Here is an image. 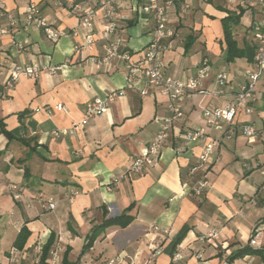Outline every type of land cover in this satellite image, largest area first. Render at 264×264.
I'll return each instance as SVG.
<instances>
[{"label": "crops", "instance_id": "obj_1", "mask_svg": "<svg viewBox=\"0 0 264 264\" xmlns=\"http://www.w3.org/2000/svg\"><path fill=\"white\" fill-rule=\"evenodd\" d=\"M141 1L115 0L118 35L125 48L136 53L133 59L142 56L152 29L151 20L143 21L131 10ZM209 1L189 0L187 12L178 7L177 14H167L176 36L165 41V74L184 81L196 73L205 57L211 69L200 88L179 103L183 118L170 130L160 158L145 172L127 175L126 167L156 135L160 119L167 113L166 98L153 87L146 86V95L124 89L127 69L114 61L93 64L92 58L103 55L98 42L74 53L85 30L68 8L56 7L53 0L40 1L43 18L64 33L50 41L38 25H22L25 0H4L19 24L11 33L0 35V60L10 65H49L56 71L40 73L36 79L22 77L11 88L5 85V76H0V121L12 136L0 134V264H39L42 248L51 236L52 248L60 249L61 260L66 253L77 264H106L112 258H118L119 264H143L153 249L159 252L152 264H173L175 255V264H264L260 255L232 258L247 246L264 249L261 97L249 104L250 113H236L233 136L216 146V161L207 169L197 168L204 146L220 140L229 128L227 123L206 128L202 111L232 103L246 73L254 69L253 59L227 62L220 38L218 47L209 48L217 59L211 61L203 47L197 48L201 56L195 57L198 52H192V46L201 39L197 21L213 3L226 5L222 0ZM103 24L97 13L96 37ZM3 26L5 22L0 21ZM72 30L78 31V39L71 37ZM187 39L192 44L185 50ZM221 71L228 79L218 85L215 77ZM258 88L260 91V85ZM111 91L117 97L105 113L92 117L73 134L53 136V131L80 123L86 103ZM58 104L63 106L61 111L56 109ZM241 123L254 124L253 139L241 135ZM194 130H203L206 138L188 142L185 133ZM203 177L208 181L206 191L193 195L191 189ZM11 183L24 187L26 197L21 202L12 199L7 189ZM72 190L78 194L70 196ZM37 192L56 201V208L42 211L30 200ZM122 213L133 216V221L124 228L103 229L83 251L95 226ZM22 227L30 236L23 249L16 250L13 242ZM212 229L218 236L207 241ZM252 237L255 246L249 244Z\"/></svg>", "mask_w": 264, "mask_h": 264}, {"label": "built area", "instance_id": "obj_2", "mask_svg": "<svg viewBox=\"0 0 264 264\" xmlns=\"http://www.w3.org/2000/svg\"><path fill=\"white\" fill-rule=\"evenodd\" d=\"M41 0H25L26 8L24 10L22 25L29 27L31 24H36L43 31L46 39L56 41L63 36V32L56 31L43 18L40 7ZM56 7L68 8L75 13L81 20V25L85 30L82 39L73 47V52L85 51L91 49L98 42L103 50V55L97 58H92L93 64L96 66L108 65L115 62L127 69L125 76L124 89L137 90L141 95H146L148 92L146 86L153 87L161 95L166 98V115L160 119L159 129L152 141L144 147L141 152L131 161L126 167L127 175H138L150 167L160 158L161 151L169 136L170 130L174 124L183 118V112L180 102L197 91L200 88L201 81L205 80L210 72L209 60L205 57L201 60L196 73L184 80H176L165 74V64L163 62V52L166 49L165 41H170L175 38L176 32L168 25L167 14L170 11L177 14V9L180 7L183 13L187 12L190 5L187 0H142L132 6V11L143 21L151 20L152 29L150 38L147 44L143 47L142 56L134 58L135 52L125 48L123 37L118 35L116 24L117 13L119 6L115 0H53ZM230 7L238 6L247 11L251 16L249 30L252 32V44L254 46L253 64L254 69L246 73L245 83L239 87L234 100L225 108L204 109L202 111V119L204 126L208 129H213L227 123L229 128L224 133L223 137L216 142L207 143L201 154L198 157L197 168L207 169L213 164L216 159L215 148L222 140H230L234 133V118L239 110L248 114L251 112L250 103H253L257 96L260 98L259 114L260 119L264 124V0H223ZM97 13H100L104 21L99 37L95 34V20ZM0 21H4L6 26L0 27V35H6L14 31L17 27L18 20L15 15L9 12L4 6V0H0ZM12 29V30H11ZM70 35L74 39H78L79 33L72 30ZM21 50V43L15 44ZM66 63H69L67 60ZM56 67L44 65L42 67L31 65H10L6 60H0V76H5V85L11 88L12 85L20 78L26 77L36 79L40 73H54ZM228 75L225 71L219 72L215 77V83L223 85L226 83ZM260 85V91L258 86ZM200 93H203L200 91ZM117 97L116 91H111L102 96H97L84 107L83 117L80 123H72L69 129L61 131H53L55 137L60 135L73 134L78 127L85 126L88 121L95 116L102 115L108 109L110 104ZM58 111L63 109L61 104L56 106ZM241 135L248 140H251L256 135V128L253 123H241L239 126ZM206 138L203 130L188 131L185 133V139L192 143L198 142ZM195 170V169H194ZM208 187V181L203 177L192 189L193 195L200 196ZM7 189L15 202H21L25 196V189L21 185L9 184ZM264 189V185H263ZM76 190L70 191V196L77 195ZM26 197V196H25ZM31 201L37 203L40 209L44 212L53 211L56 208L57 202L51 197H46L41 192H37L30 197ZM218 231L210 230L207 235L209 239H216ZM251 246L256 245L255 237L249 240ZM60 249L52 248L49 252V264H61L59 258ZM158 249H153L143 264H152L154 256L158 254ZM178 260L175 255L172 259L173 264ZM106 264H119L118 258H112Z\"/></svg>", "mask_w": 264, "mask_h": 264}, {"label": "trees", "instance_id": "obj_3", "mask_svg": "<svg viewBox=\"0 0 264 264\" xmlns=\"http://www.w3.org/2000/svg\"><path fill=\"white\" fill-rule=\"evenodd\" d=\"M209 2H211V0ZM235 8L239 9L240 11L239 15L230 16L228 12L220 8L225 13V16L221 19V23L223 24L224 42L226 44V49H227L226 60L227 62H231L235 58L245 57L247 58V60L251 62L253 59V54H254V46L248 47V45H246L243 48H238L235 45V42L232 41L231 39V31L229 29L230 25H233V24L236 25L237 23H239L241 16L243 12L245 11L244 9H241L238 6H235ZM191 44L192 43L188 42V39H187V43L184 44V49L188 50ZM0 134H3L7 138H12V136L3 128V123L1 121H0ZM127 210H130V209H127ZM132 221H133V216H131L130 214H126V213H122L115 217L104 219L102 223L99 224L98 226H95L92 229L90 235H88L87 243L84 245L83 251L87 250L90 247L91 243L99 236V234L103 231V229L110 227V226H118L120 228H124V227H127ZM29 236H30V233L28 229L26 227H22L13 242V248H15L16 250H22ZM252 236H254V232L252 233ZM52 246H53V237L51 236L42 248L39 264H49L48 262L50 258L49 252ZM263 251L264 249L262 248L253 249L247 246L243 249H240L235 254H233L232 258L233 259L239 258V257L242 258L246 255H260L261 258H264V256L262 255ZM61 264H77V263L69 261L65 253L61 260Z\"/></svg>", "mask_w": 264, "mask_h": 264}, {"label": "rangeland", "instance_id": "obj_4", "mask_svg": "<svg viewBox=\"0 0 264 264\" xmlns=\"http://www.w3.org/2000/svg\"><path fill=\"white\" fill-rule=\"evenodd\" d=\"M189 1V0H187ZM211 9H207V13L209 15L205 16L204 14H207L206 12L202 13L203 18H200L198 23V32H201V39L196 40L195 44L192 46V52H198V54H194L196 56H201V51L198 50V47H203L206 51L207 55L210 56L209 58L211 61H214L213 54H211V50L209 48L212 47V45H220L219 38L221 40V48L223 49V53L227 55V49L226 44L224 42V35H223V24L221 23V16L224 13L220 8L224 9L226 12L229 13L230 16L239 15L240 11L239 9L235 7L226 6L224 4H215L213 3L211 5ZM203 10V9H202ZM200 16V15H198ZM213 16V17H212ZM207 17V18H206ZM251 23V17L247 11H244L239 23L236 25H230V31H231V39L235 42V45L238 48H243L246 45H249L252 43V32L247 29ZM247 29V31H246ZM202 40V41H201ZM206 42V43H203ZM59 258L61 259V253H59Z\"/></svg>", "mask_w": 264, "mask_h": 264}]
</instances>
